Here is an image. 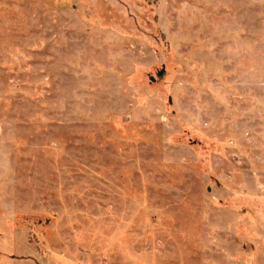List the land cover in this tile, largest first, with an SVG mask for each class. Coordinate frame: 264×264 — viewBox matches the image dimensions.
<instances>
[{"label": "rangeland", "instance_id": "1", "mask_svg": "<svg viewBox=\"0 0 264 264\" xmlns=\"http://www.w3.org/2000/svg\"><path fill=\"white\" fill-rule=\"evenodd\" d=\"M0 264H264V0H0Z\"/></svg>", "mask_w": 264, "mask_h": 264}]
</instances>
